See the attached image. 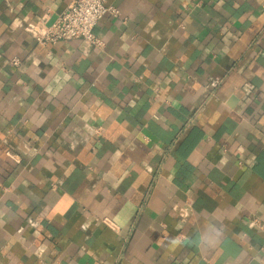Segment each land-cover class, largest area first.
Instances as JSON below:
<instances>
[{
  "label": "crops",
  "instance_id": "0c3cea01",
  "mask_svg": "<svg viewBox=\"0 0 264 264\" xmlns=\"http://www.w3.org/2000/svg\"><path fill=\"white\" fill-rule=\"evenodd\" d=\"M107 2L0 0V264H264V0Z\"/></svg>",
  "mask_w": 264,
  "mask_h": 264
},
{
  "label": "built area",
  "instance_id": "2783aa9c",
  "mask_svg": "<svg viewBox=\"0 0 264 264\" xmlns=\"http://www.w3.org/2000/svg\"><path fill=\"white\" fill-rule=\"evenodd\" d=\"M107 1L68 0L66 8L36 34V41L47 44L63 39L79 38L88 44L102 46V39L93 32L95 25L107 14L119 15V9ZM13 63H17V60L14 59Z\"/></svg>",
  "mask_w": 264,
  "mask_h": 264
}]
</instances>
